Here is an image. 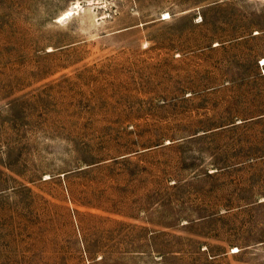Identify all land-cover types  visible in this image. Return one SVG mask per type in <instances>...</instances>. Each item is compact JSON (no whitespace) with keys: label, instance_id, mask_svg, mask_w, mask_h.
<instances>
[{"label":"rangeland","instance_id":"obj_1","mask_svg":"<svg viewBox=\"0 0 264 264\" xmlns=\"http://www.w3.org/2000/svg\"><path fill=\"white\" fill-rule=\"evenodd\" d=\"M0 264H264V0H0Z\"/></svg>","mask_w":264,"mask_h":264},{"label":"bare ground","instance_id":"obj_2","mask_svg":"<svg viewBox=\"0 0 264 264\" xmlns=\"http://www.w3.org/2000/svg\"><path fill=\"white\" fill-rule=\"evenodd\" d=\"M67 13H68L69 15H71V14H72V13H70V12H67ZM69 15H68V16H69ZM65 16H66V15H65Z\"/></svg>","mask_w":264,"mask_h":264}]
</instances>
